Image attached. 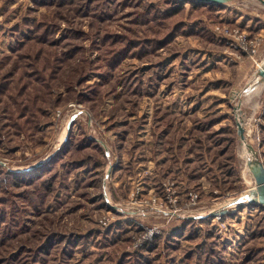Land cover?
I'll return each mask as SVG.
<instances>
[{"label": "rangeland", "instance_id": "1", "mask_svg": "<svg viewBox=\"0 0 264 264\" xmlns=\"http://www.w3.org/2000/svg\"><path fill=\"white\" fill-rule=\"evenodd\" d=\"M263 64L259 0H0V264H264Z\"/></svg>", "mask_w": 264, "mask_h": 264}, {"label": "water", "instance_id": "2", "mask_svg": "<svg viewBox=\"0 0 264 264\" xmlns=\"http://www.w3.org/2000/svg\"><path fill=\"white\" fill-rule=\"evenodd\" d=\"M198 1H203L205 3H212V4H222L228 0H198ZM259 1L264 4V0H259ZM262 81H264V64L257 71V74L255 75V78H254V84L255 83L257 84V83L262 82ZM236 125H237L238 136L241 140V143L245 147L246 156L248 158L247 162H248L249 166L252 168V171H253V174L255 177V182H256V185H257L258 191H259L258 196L260 198L262 197L261 199H262V201H264V166H263L262 162L256 158L255 152L252 149L251 145L247 143L246 137H245L244 127L238 119H237ZM255 165L257 166V170H255V167H256ZM249 200L250 201L252 200L253 202L257 201V199L252 198V197H250Z\"/></svg>", "mask_w": 264, "mask_h": 264}, {"label": "crops", "instance_id": "3", "mask_svg": "<svg viewBox=\"0 0 264 264\" xmlns=\"http://www.w3.org/2000/svg\"><path fill=\"white\" fill-rule=\"evenodd\" d=\"M262 82H264V81H262ZM260 84H261V82H260ZM257 112L258 113L254 116V123L256 122L255 120H257L258 128L257 127L255 128L254 126H252L251 131H253V135L255 136V138L257 140L260 139V142L258 144V148L260 147V149L264 150V107L261 106V109L257 110Z\"/></svg>", "mask_w": 264, "mask_h": 264}, {"label": "built area", "instance_id": "4", "mask_svg": "<svg viewBox=\"0 0 264 264\" xmlns=\"http://www.w3.org/2000/svg\"><path fill=\"white\" fill-rule=\"evenodd\" d=\"M223 32H228L226 29H221ZM239 39L241 40L240 43L242 45V48L246 50L248 53H255L256 52V46L258 43V38L256 39H251L250 41L245 40L244 35H239Z\"/></svg>", "mask_w": 264, "mask_h": 264}, {"label": "bare ground", "instance_id": "5", "mask_svg": "<svg viewBox=\"0 0 264 264\" xmlns=\"http://www.w3.org/2000/svg\"><path fill=\"white\" fill-rule=\"evenodd\" d=\"M256 89V88H255ZM253 91H255V90H253ZM257 91V90H256ZM255 91V92H256ZM251 95V94H250ZM247 99V98H246ZM239 116V115H238ZM244 147V146H243ZM241 150H242V148H241ZM244 151H245V149H243ZM242 150V151H243ZM245 154H246V151L244 152ZM243 155V154H242ZM255 170H257V167L255 168ZM256 189H254L253 191H252V195H258V193H259V191L258 190H256ZM254 197V196H253ZM259 197V196H258Z\"/></svg>", "mask_w": 264, "mask_h": 264}, {"label": "trees", "instance_id": "6", "mask_svg": "<svg viewBox=\"0 0 264 264\" xmlns=\"http://www.w3.org/2000/svg\"><path fill=\"white\" fill-rule=\"evenodd\" d=\"M35 74H37V73H35ZM29 85H30V84H29ZM23 87L26 88V86H21L20 89L18 90V92H21V91L23 90Z\"/></svg>", "mask_w": 264, "mask_h": 264}]
</instances>
